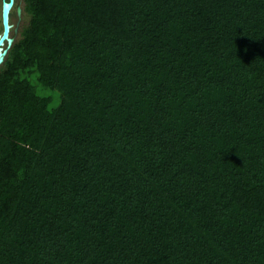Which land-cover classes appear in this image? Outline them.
<instances>
[{"label":"trees","instance_id":"16d2710c","mask_svg":"<svg viewBox=\"0 0 264 264\" xmlns=\"http://www.w3.org/2000/svg\"><path fill=\"white\" fill-rule=\"evenodd\" d=\"M22 3L0 264H264V0Z\"/></svg>","mask_w":264,"mask_h":264},{"label":"water","instance_id":"95a60500","mask_svg":"<svg viewBox=\"0 0 264 264\" xmlns=\"http://www.w3.org/2000/svg\"><path fill=\"white\" fill-rule=\"evenodd\" d=\"M16 4V0H2L1 5V25L0 31V66L4 63L5 58L15 41V35H12V30L17 34L19 30V23L15 26L12 22V11ZM17 14L19 21L21 20L22 7H17Z\"/></svg>","mask_w":264,"mask_h":264},{"label":"rangeland","instance_id":"374dc122","mask_svg":"<svg viewBox=\"0 0 264 264\" xmlns=\"http://www.w3.org/2000/svg\"><path fill=\"white\" fill-rule=\"evenodd\" d=\"M1 5H2V0H0V30L2 28V25H1ZM21 5H23L22 0H16V4H15L13 11H12V22L14 23V25L16 26L17 23L20 22L19 23V30H18L17 34L14 33V29L12 30V35H15V39H17L19 37L21 27L23 26V24L26 22V19H27V16L25 15V13H22L21 20L19 21V16L17 14V7L21 6ZM41 91H44V90L42 89Z\"/></svg>","mask_w":264,"mask_h":264}]
</instances>
